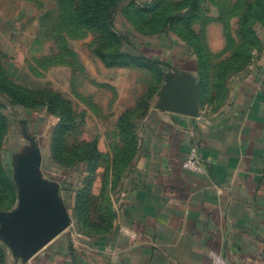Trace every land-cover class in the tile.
Here are the masks:
<instances>
[{
    "label": "rangeland",
    "instance_id": "374dc122",
    "mask_svg": "<svg viewBox=\"0 0 264 264\" xmlns=\"http://www.w3.org/2000/svg\"><path fill=\"white\" fill-rule=\"evenodd\" d=\"M153 1H120L112 15L101 0L96 11L110 10L92 27L76 20L75 0H0L1 73L17 89L0 86V264L35 255L2 233L19 216L20 167L38 166L66 231L107 238L164 89L195 85L200 108L214 115L238 78L264 66V0H196L191 31L184 0ZM168 15L172 27L154 32ZM183 68L198 74L184 77Z\"/></svg>",
    "mask_w": 264,
    "mask_h": 264
},
{
    "label": "crops",
    "instance_id": "0c3cea01",
    "mask_svg": "<svg viewBox=\"0 0 264 264\" xmlns=\"http://www.w3.org/2000/svg\"><path fill=\"white\" fill-rule=\"evenodd\" d=\"M179 72L194 78L198 69ZM233 88L214 115L200 105L191 117L158 104L116 197L112 234L67 230L29 264H212V254L264 264V66ZM192 148L199 171L184 167Z\"/></svg>",
    "mask_w": 264,
    "mask_h": 264
},
{
    "label": "water",
    "instance_id": "95a60500",
    "mask_svg": "<svg viewBox=\"0 0 264 264\" xmlns=\"http://www.w3.org/2000/svg\"><path fill=\"white\" fill-rule=\"evenodd\" d=\"M160 109L191 117L199 115V95L195 85L171 84L160 94ZM39 168L23 165L17 182L20 186L19 216L9 220L2 233L21 252L37 254L59 237L70 225L58 198L46 192L38 179Z\"/></svg>",
    "mask_w": 264,
    "mask_h": 264
},
{
    "label": "trees",
    "instance_id": "16d2710c",
    "mask_svg": "<svg viewBox=\"0 0 264 264\" xmlns=\"http://www.w3.org/2000/svg\"><path fill=\"white\" fill-rule=\"evenodd\" d=\"M100 1L101 0H75L74 3H75L76 20L80 21L81 23L86 22L87 25L92 27H98L97 21H99L100 13H104L110 10V8L107 7L104 10L96 11L95 4H99ZM120 1L123 0H109L110 4L112 3V15L115 12V9L118 7V3ZM165 1L166 0H154L153 2L162 4ZM182 5H184V8H187L188 11L186 12V18L181 21H183L184 27L188 29V31H191L193 22L199 18L198 2L196 0H184ZM172 7L173 5H169L167 7V10L172 9ZM88 17H90V19H88ZM173 23H174V17L168 15L163 21L159 20L158 24H156L157 29L154 32L165 31L166 29L171 28ZM140 60L141 63L143 64L144 59L141 58ZM1 68L2 65L0 61V86L5 87L6 90L9 91L12 96H14V94L17 93L16 86L11 84L12 80L6 73H1ZM24 97H25L24 94L21 95L19 94V97H16L14 100L21 102ZM23 105L29 107V102L23 101Z\"/></svg>",
    "mask_w": 264,
    "mask_h": 264
},
{
    "label": "built area",
    "instance_id": "2783aa9c",
    "mask_svg": "<svg viewBox=\"0 0 264 264\" xmlns=\"http://www.w3.org/2000/svg\"><path fill=\"white\" fill-rule=\"evenodd\" d=\"M201 159L197 148H192L184 162V167L189 170L199 171ZM212 264H233L226 257L220 254H212Z\"/></svg>",
    "mask_w": 264,
    "mask_h": 264
}]
</instances>
